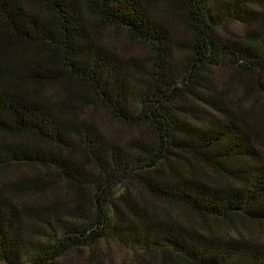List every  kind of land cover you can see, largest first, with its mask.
Returning <instances> with one entry per match:
<instances>
[{
  "label": "trees",
  "instance_id": "1",
  "mask_svg": "<svg viewBox=\"0 0 264 264\" xmlns=\"http://www.w3.org/2000/svg\"><path fill=\"white\" fill-rule=\"evenodd\" d=\"M224 69L260 103L228 107ZM262 78L264 0H0V264H264L237 230L264 225Z\"/></svg>",
  "mask_w": 264,
  "mask_h": 264
},
{
  "label": "rangeland",
  "instance_id": "2",
  "mask_svg": "<svg viewBox=\"0 0 264 264\" xmlns=\"http://www.w3.org/2000/svg\"><path fill=\"white\" fill-rule=\"evenodd\" d=\"M175 21L178 29L182 30V23L178 19H175ZM229 30L240 31L241 27L232 25L230 26ZM101 33L106 43L109 42L110 45L115 46L117 52H119L121 56L129 57L145 52L144 47L130 41L123 33L110 30L107 31L105 29L102 30ZM173 55L177 60H182L187 57L185 53L177 50L174 51ZM239 78H241L242 80H247V76H239V74L233 69L218 70L214 74L213 83L216 90L222 92L224 91L223 98L226 102V105L232 109L237 110L240 107L246 108L252 105H258L260 103V95L255 92L245 95L244 88L241 85L237 84ZM261 82L264 83V78L261 79ZM90 114L94 117V119L97 121L96 123L100 126V128L103 130V132H105L106 135H110L114 138L120 139L121 141L127 142L129 139L135 138L141 133V131L139 130L128 129L109 121L100 111H91ZM142 133L144 134L145 132L142 131ZM146 135L149 134L146 133ZM260 148L263 150L262 155L264 157V145L260 144ZM210 174L215 177L214 174ZM211 229H213V231L218 234L231 233L232 231H234V229L230 230L223 225L217 224H211ZM237 230L239 232L238 234H241L243 237L249 240L251 239L259 242H264V225H238ZM233 233L237 235L235 231ZM98 250L100 259L104 260V264H137V258L139 260L144 259L142 255H135L134 253L125 250L111 242L102 243V246ZM89 253V251H83L82 255L80 253H77V255L83 256V261H88Z\"/></svg>",
  "mask_w": 264,
  "mask_h": 264
}]
</instances>
